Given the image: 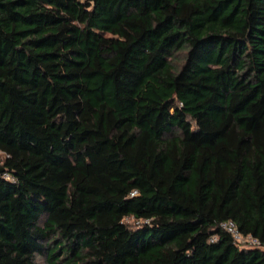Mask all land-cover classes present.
I'll list each match as a JSON object with an SVG mask.
<instances>
[{"label": "trees", "instance_id": "trees-1", "mask_svg": "<svg viewBox=\"0 0 264 264\" xmlns=\"http://www.w3.org/2000/svg\"><path fill=\"white\" fill-rule=\"evenodd\" d=\"M39 256L264 264V0H0V264Z\"/></svg>", "mask_w": 264, "mask_h": 264}, {"label": "built area", "instance_id": "built-area-1", "mask_svg": "<svg viewBox=\"0 0 264 264\" xmlns=\"http://www.w3.org/2000/svg\"><path fill=\"white\" fill-rule=\"evenodd\" d=\"M221 227L224 228L226 231H228L233 236L234 240L241 245L260 246L262 244L258 238L252 235L242 234L234 220L230 219L221 222ZM216 238L217 237L213 236L212 240Z\"/></svg>", "mask_w": 264, "mask_h": 264}, {"label": "rangeland", "instance_id": "rangeland-1", "mask_svg": "<svg viewBox=\"0 0 264 264\" xmlns=\"http://www.w3.org/2000/svg\"><path fill=\"white\" fill-rule=\"evenodd\" d=\"M130 220V219H129ZM131 221V220H130ZM39 264H45L44 258L42 256L38 257Z\"/></svg>", "mask_w": 264, "mask_h": 264}]
</instances>
